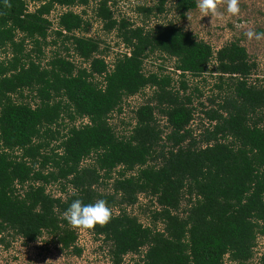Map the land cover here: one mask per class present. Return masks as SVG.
<instances>
[{
    "label": "trees",
    "instance_id": "16d2710c",
    "mask_svg": "<svg viewBox=\"0 0 264 264\" xmlns=\"http://www.w3.org/2000/svg\"><path fill=\"white\" fill-rule=\"evenodd\" d=\"M90 1L0 0V53L7 56L0 57V243L9 233L27 244L47 234L79 256L83 227L69 223L65 210L77 198H104L110 221L85 229L108 245L111 264H124L129 254L140 256L137 264H223L225 257L264 264V254L251 262L256 239L264 236V86L248 82L257 65L236 42L214 51L172 23L146 29L117 20L110 0H97L95 18L128 50L109 66L99 41L76 34L90 23L71 9ZM173 3L182 18L197 8L196 0ZM57 8L66 10L51 30L48 16ZM50 35L67 56L55 53L43 65ZM70 51L87 67L69 60ZM154 54L175 59L177 89L169 74H145L144 61ZM212 62L217 88L228 93L204 111L210 125L197 139L186 76H202ZM147 87L153 95L136 108L129 134L118 136L109 117ZM25 90L34 104L13 97L24 98ZM78 120L86 123L76 126ZM53 184L60 186L58 197L47 193ZM139 195L158 207L150 226L127 212Z\"/></svg>",
    "mask_w": 264,
    "mask_h": 264
},
{
    "label": "rangeland",
    "instance_id": "374dc122",
    "mask_svg": "<svg viewBox=\"0 0 264 264\" xmlns=\"http://www.w3.org/2000/svg\"><path fill=\"white\" fill-rule=\"evenodd\" d=\"M160 0H110L109 6L117 20L125 19L135 27L144 26L146 29L154 27L156 24L172 23L182 30L190 32L197 40L209 44L214 51L219 50L223 46L236 42L246 50L250 62L257 65L253 75L248 79L249 83H258L264 86V38L261 40L249 39L245 33L249 29L264 30V0H238L240 11L233 15L227 12L226 0H217V12L215 14H205L198 8L185 14L184 18L180 17L174 11L173 0H165L163 12H157V6ZM97 0H91L85 7H74L71 10L77 14H81L85 20L90 23V28L86 33H76L78 36H86L100 42L101 57L111 66L115 59L123 53H128L116 31H105L102 23L95 18V10ZM138 7L152 8L151 14H145L138 11ZM36 6L30 4L28 10L33 12ZM63 10L55 9L48 19L54 24L53 30L59 14ZM20 36H18V39ZM54 35L48 38L49 45L43 47L44 55L42 56V64L47 62L59 53L67 56L61 40L57 41V45L50 42L54 39ZM67 46L70 47L68 44ZM26 52L32 48L31 43L26 42ZM69 60H72L77 66L87 67L80 59H78L72 51L69 53ZM35 56V54H32ZM5 54L0 53V57L5 58ZM7 57V56H6ZM175 59L168 58L161 54H154L144 61L145 74L162 73L169 74L174 80V87H179L180 78L174 71ZM215 63H210L207 73L202 76H186L188 90L186 92L192 99V106L195 108L194 119L190 124L193 136L199 138L200 134L206 127L210 125L207 121L204 111L210 108H217L221 103L225 94L228 93L227 87L223 86L219 90V78L214 73ZM226 79V77H224ZM100 80V78H99ZM227 81V80H225ZM195 88L199 91L196 92ZM154 89L147 87L139 94L126 98L122 104L120 112H114L109 117V123L114 128L118 136H126L135 124L134 112L137 107L144 104L147 99L153 95ZM24 98L14 95L15 100L22 102H30L34 104L30 93L25 90ZM213 100L214 103H211ZM160 126H165V119L157 116ZM67 123V120L64 121ZM86 120H78L75 125L85 124ZM90 160H85L83 166L90 164ZM120 168L116 169L117 172ZM109 190V189H108ZM70 191V190H69ZM47 193L53 196H60V186L50 185L47 187ZM157 205L153 200L145 195H139L136 205L127 208V212L136 216L139 221L145 225H151L150 212L157 209ZM186 208V201L182 202L181 210ZM117 214L116 209L112 210ZM157 229H162L161 223H156ZM76 246L81 249V254L75 255L70 251L63 250L54 239L47 234H43L36 242L27 244L24 240L11 233L4 234V242L0 243V264H111L108 255V245L102 238L95 237L85 228L77 230ZM39 241V242H38ZM264 254V236H258L256 246L254 248V256L252 263H257L260 256ZM139 255H126L124 264H137ZM223 264H235L227 257Z\"/></svg>",
    "mask_w": 264,
    "mask_h": 264
},
{
    "label": "clouds",
    "instance_id": "9594fccd",
    "mask_svg": "<svg viewBox=\"0 0 264 264\" xmlns=\"http://www.w3.org/2000/svg\"><path fill=\"white\" fill-rule=\"evenodd\" d=\"M227 12L236 15L240 11L238 0H226ZM197 8L205 13L217 12V0H196ZM245 35L249 39L261 40L264 38V30L249 29ZM177 74H180L177 71ZM66 219L74 226L94 228L97 224H106L111 219V209L104 198H98L94 202L85 203L82 199L72 200L65 210ZM39 242V241H38Z\"/></svg>",
    "mask_w": 264,
    "mask_h": 264
},
{
    "label": "built area",
    "instance_id": "2783aa9c",
    "mask_svg": "<svg viewBox=\"0 0 264 264\" xmlns=\"http://www.w3.org/2000/svg\"><path fill=\"white\" fill-rule=\"evenodd\" d=\"M57 9H60V8H57ZM61 10H63V11H65L66 10V8H62ZM53 13V11L51 12V14ZM50 14V15H51ZM57 24V23H56ZM54 25V24H53Z\"/></svg>",
    "mask_w": 264,
    "mask_h": 264
}]
</instances>
